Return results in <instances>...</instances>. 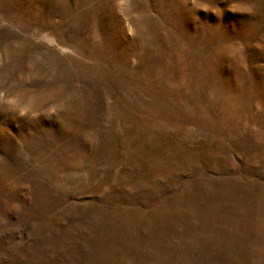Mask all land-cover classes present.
I'll list each match as a JSON object with an SVG mask.
<instances>
[{
  "label": "rangeland",
  "instance_id": "1",
  "mask_svg": "<svg viewBox=\"0 0 264 264\" xmlns=\"http://www.w3.org/2000/svg\"><path fill=\"white\" fill-rule=\"evenodd\" d=\"M0 264H264V0H0Z\"/></svg>",
  "mask_w": 264,
  "mask_h": 264
}]
</instances>
